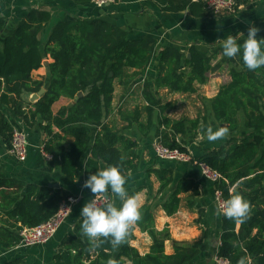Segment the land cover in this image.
I'll list each match as a JSON object with an SVG mask.
<instances>
[{
  "label": "trees",
  "instance_id": "trees-1",
  "mask_svg": "<svg viewBox=\"0 0 264 264\" xmlns=\"http://www.w3.org/2000/svg\"><path fill=\"white\" fill-rule=\"evenodd\" d=\"M158 2L169 12L188 9L198 18L211 15L201 2ZM50 18L48 11L30 9L8 36L3 35L6 24L0 19V140L8 148L13 128L6 117L7 110L28 127L40 123L45 136L43 149L52 157L48 161L49 168L53 166L57 148L61 173L70 182L80 178L82 166L84 181L110 165L118 166L126 177L127 171L138 168V157L130 153L137 144L105 119L113 112L115 81L126 89L154 58L157 63L153 85L146 82L140 91L144 104L134 110L121 108L118 111L121 119L130 126L136 124L139 133L147 136L155 125L158 112L155 140L170 150L181 152L187 151L177 138L185 135L188 125L196 130L201 124L207 131L210 125L205 117L188 120L165 115L164 109H171L173 105H162L158 94L162 89L170 94L196 93V84H205L212 69L211 55L194 45L186 46L185 50L172 43L158 51L154 39L131 40L124 29L100 17L59 21L52 26L42 44L38 35L49 24ZM261 37H264V30L257 33V38ZM47 55L52 62L46 66V81L34 80L31 73L43 66ZM238 58L241 69H231L230 81L219 88L215 98L203 103L210 107L214 119L226 124L231 132L237 130L239 114L243 113L247 133L240 136L238 143L234 138L230 140L237 146L223 160H220L219 149L206 152L197 161L219 173L221 179L215 188L224 200L241 194L251 207L243 222L222 214L217 256L228 260L229 264H241V261L243 264H264V68L249 71L242 58ZM43 86L45 92L35 103H25V96L37 93ZM80 93L82 97L76 102L61 108L55 115L51 112V106L60 98L73 101ZM147 172L159 182L158 192L164 191L172 182L170 168H151ZM192 186L193 183L186 179L176 185L161 204L167 215L176 213L180 202L178 195ZM21 191L24 196L17 203L11 197ZM63 193L59 191L51 196L49 188L23 187L16 181L0 179V209L7 212L6 219H0L17 231L35 227L55 214L67 197ZM82 220L80 217L74 223L71 236L63 238L64 251L56 256L55 264H108L109 259H115L119 264H190L197 253L186 244L174 243L173 253L165 254L164 243L169 235L166 229H155L150 204L141 207V219L135 223L152 241L145 255L129 246L117 250L110 238L95 247V242L81 232ZM16 243L14 236L0 228V251Z\"/></svg>",
  "mask_w": 264,
  "mask_h": 264
},
{
  "label": "crops",
  "instance_id": "crops-1",
  "mask_svg": "<svg viewBox=\"0 0 264 264\" xmlns=\"http://www.w3.org/2000/svg\"><path fill=\"white\" fill-rule=\"evenodd\" d=\"M30 9H42L50 13L49 24L38 35L42 44L52 26L59 21L100 17L124 29L131 40L154 39L158 51L169 43L178 44L185 50L186 46H196L200 51H204L212 57V69L207 74L206 83L196 84V88H199L198 92L203 93V98L200 97L202 102L215 98L219 88L230 81L229 71L231 69L237 71L241 69L238 57L228 58L223 55L224 40L230 35L238 41L247 39L248 29L251 26L257 27L259 31L264 30V0H242L240 8L235 13L219 15L211 13V15L200 18L191 15L188 9L177 12L163 10L158 0H114L113 3L105 5L101 9H98L93 2L71 0H0V19L6 24L3 35L11 34ZM43 61H46L48 65L52 59L47 55ZM156 63L157 58H154L147 69L126 89L115 81L112 100L113 112L106 117L105 122L116 126L122 135L137 144L130 153L138 157V168L127 171L125 187L129 196L137 195L139 197L142 206L151 205L155 229L158 231L167 230L169 238L164 243L165 254L173 253L174 243L186 244L197 251L190 264H214V257L220 246L222 218V213H217L214 201L215 185L200 175L195 164L159 160L154 156L153 142L157 130L158 112L154 118L155 125L147 136H142L136 124L128 125L118 114L121 108L122 110H134L136 106L144 104L140 91L146 82L153 85V80L156 77ZM31 76L34 80L46 81V66L43 65L33 71ZM42 88L45 89V86ZM194 94H197V90ZM31 96L32 94L25 96V103L33 104L41 97L32 102ZM193 96L192 94H170L167 90L162 89L159 91L158 99L162 105L172 103L173 108L164 109V114L170 118L192 120L205 117L213 131L221 127L227 128L226 124L218 123L214 119L212 110L206 104L203 109L201 108L202 112L197 110L192 112L190 97ZM182 102L184 103L179 108ZM70 103L73 101L60 98L51 106V112L55 115ZM184 109L187 111H183ZM176 111H180V114H177ZM6 117L13 129H20L26 133L29 146L26 159L20 162L9 154L8 147L0 140V179L16 181L23 187L28 185H35L38 188L46 187L51 190V196L61 191L67 196L76 197L77 202L69 218L55 235L48 242L39 246L19 247V230L10 227L9 223H3L0 219V228L17 240L13 247L1 249L0 264H55L56 256L64 251L61 246L63 238L72 235L74 223L81 217L82 207L93 198L94 194L83 186L85 182L82 173L83 166L81 167V176L77 181L70 182L63 176L57 148H55L53 166L49 168L48 161L43 158L40 152L45 136L39 127V122L33 127H28L9 110L6 111ZM54 131L58 130L54 128ZM246 133L244 115L240 113L237 130L228 131L224 137L218 140L208 141L207 132L195 130L189 125L185 129V135L179 136L177 140L194 160H198L210 150L219 149H221L220 160H223L233 153L240 136ZM232 138L237 143L231 142ZM228 141L230 142L228 143ZM151 168L172 169V182L164 191L158 192L159 182L154 175L147 172ZM183 179L190 180L194 186L178 195L180 199L178 209L175 214L169 216L161 204L168 199L173 189ZM23 194L21 191L11 198H15L19 203ZM104 194L111 199V203L116 207L122 205L123 201L110 190ZM6 214V211L0 209V218L5 220ZM151 244L152 241L148 234L141 232L133 224L125 241L116 249L129 246L136 249L140 255H145L149 252ZM126 264L129 263L126 262Z\"/></svg>",
  "mask_w": 264,
  "mask_h": 264
},
{
  "label": "clouds",
  "instance_id": "clouds-1",
  "mask_svg": "<svg viewBox=\"0 0 264 264\" xmlns=\"http://www.w3.org/2000/svg\"><path fill=\"white\" fill-rule=\"evenodd\" d=\"M259 29L251 26L248 29L247 39L242 43L234 36L224 40L223 55L228 58L241 57L244 66L249 71L264 68V37L257 38ZM229 129L221 127L213 131L207 129V140L215 141L224 137ZM127 178L118 166H108L90 175L84 182V187L93 193L94 199L88 200L81 209L83 217L81 232L84 236L94 241L95 247H100L106 240L112 246L118 247L129 235L133 224L141 219L142 203L137 195L129 196L125 187ZM111 191L122 201L120 207L113 203L100 204L95 197ZM249 202L241 194H235L217 207V213L226 218L243 222L250 212ZM108 264H119L115 259H109ZM243 264V261H241Z\"/></svg>",
  "mask_w": 264,
  "mask_h": 264
},
{
  "label": "built area",
  "instance_id": "built-area-1",
  "mask_svg": "<svg viewBox=\"0 0 264 264\" xmlns=\"http://www.w3.org/2000/svg\"><path fill=\"white\" fill-rule=\"evenodd\" d=\"M193 2H201L203 7L214 15L224 13H235L240 8L242 0H192ZM114 0H93L94 5L101 9L105 5L113 3ZM28 138L24 131L14 128L11 135L10 147L8 148L9 154L17 161H24L28 153ZM44 146L41 145L40 152L46 161H51V155L44 151ZM154 156L159 160L173 161L185 164H195L200 175L212 182L214 185L221 179L218 172L212 170L203 162L194 160L188 152H181L180 150H170L164 147L158 140L153 142ZM94 199V197L92 198ZM91 199V200H92ZM98 203L105 204L111 203V199L103 194L95 197ZM214 201L216 207L221 205L225 200L222 197L221 192L215 188ZM77 202V198L74 196H67L60 204L55 214L47 221L35 226V227H23L18 232V246L19 247H34L43 245L48 242L64 222L69 218L74 205ZM215 264H229L228 260L218 257L217 254L214 257Z\"/></svg>",
  "mask_w": 264,
  "mask_h": 264
},
{
  "label": "rangeland",
  "instance_id": "rangeland-1",
  "mask_svg": "<svg viewBox=\"0 0 264 264\" xmlns=\"http://www.w3.org/2000/svg\"><path fill=\"white\" fill-rule=\"evenodd\" d=\"M73 20H79V19H73ZM198 90H199V88L197 89V94H192L194 96L193 97H190L191 103H192V106L190 108H192V112H195L196 110L202 112L203 110L201 111V108L202 109L204 108V103L202 102V99H200V97L203 98V93L201 91L198 92ZM183 103L184 102L180 103V107L179 108H181V106H182ZM185 107H188V106L185 105ZM183 111H187V110L184 109ZM183 111H181V112H183ZM176 112H177V114H180V111H176ZM192 120H194V118ZM197 130H199V131L203 130L201 124H199ZM203 131L204 132H207L205 130H203Z\"/></svg>",
  "mask_w": 264,
  "mask_h": 264
},
{
  "label": "water",
  "instance_id": "water-1",
  "mask_svg": "<svg viewBox=\"0 0 264 264\" xmlns=\"http://www.w3.org/2000/svg\"><path fill=\"white\" fill-rule=\"evenodd\" d=\"M43 65L44 66H47V62L46 61H43ZM110 76H111V73H110ZM45 92V89L44 88H41L37 93L35 94H32L30 100L33 102L35 101L38 97H40L43 93ZM82 97V93H80L78 96H76L73 100V103L77 101L78 98Z\"/></svg>",
  "mask_w": 264,
  "mask_h": 264
}]
</instances>
